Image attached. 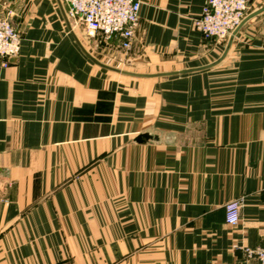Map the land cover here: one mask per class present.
<instances>
[{"label": "crops", "instance_id": "crops-1", "mask_svg": "<svg viewBox=\"0 0 264 264\" xmlns=\"http://www.w3.org/2000/svg\"><path fill=\"white\" fill-rule=\"evenodd\" d=\"M204 2L142 0L144 75L199 70L136 78L85 55L59 0H0L21 38L0 61V264H258L264 14L225 53L194 29Z\"/></svg>", "mask_w": 264, "mask_h": 264}, {"label": "built area", "instance_id": "built-area-1", "mask_svg": "<svg viewBox=\"0 0 264 264\" xmlns=\"http://www.w3.org/2000/svg\"><path fill=\"white\" fill-rule=\"evenodd\" d=\"M68 22L79 24L89 38L114 43L127 52L132 47L139 23L142 0H59ZM247 0H205L194 29L206 39L226 40L247 15ZM20 34L8 16H0V61L7 67L20 51ZM241 200L224 206L225 224L236 226L240 221ZM247 259L264 264V245L242 249Z\"/></svg>", "mask_w": 264, "mask_h": 264}, {"label": "rangeland", "instance_id": "rangeland-1", "mask_svg": "<svg viewBox=\"0 0 264 264\" xmlns=\"http://www.w3.org/2000/svg\"><path fill=\"white\" fill-rule=\"evenodd\" d=\"M247 5H248V9H247V15H248L254 9H256L260 4H258L257 0H247ZM68 23H69L70 31L76 33L84 45L87 46L86 40L89 39L88 40L89 41L88 46H87V47H89L88 51L98 62L105 64L107 66H110L112 68L122 70V71L147 74L145 69H148V68L142 67V63L138 64L136 61H134V59H132L133 58L131 55L132 49H130L127 52H124V51L120 50L117 47V45L114 43L106 45V44L102 43L101 40H99V38L92 39L86 35H85V37L81 36L83 34L81 26L79 24L74 25L71 22H68ZM230 35H229V37H230ZM229 37L226 40H222L220 42L226 43L228 41ZM90 40L93 43H91ZM130 61H132V62L130 63ZM167 70H169V71H167ZM170 70H174V69L173 68H167L166 66L162 69V71H164V72H170ZM164 72H160L159 70L155 71V73H164Z\"/></svg>", "mask_w": 264, "mask_h": 264}, {"label": "water", "instance_id": "water-1", "mask_svg": "<svg viewBox=\"0 0 264 264\" xmlns=\"http://www.w3.org/2000/svg\"><path fill=\"white\" fill-rule=\"evenodd\" d=\"M261 14H264V3L260 4L256 9H254L251 13H249L244 19L243 21L240 23V25L231 33L228 41H227V46H226V50L225 53L227 52L233 38L235 37V35L237 34V32L239 31V29L242 27V25H244V23H246L247 21H249L250 19L257 17ZM65 17V15H64ZM65 19V23L66 25L69 27V23L66 19ZM70 28V27H69ZM78 43V41H77ZM79 47L82 49V51L85 53V55L91 60L93 61L96 65H98L99 67L120 74V75H125V76H130V77H136V78H156V77H167V76H174V75H178V74H184V73H188V72H192V71H197L199 69H192V70H186V71H181V72H169V73H159V74H151V75H144V74H137V73H131V72H127V71H122L119 69H115L112 68L110 66H107L105 64H102L100 62H98L96 59H94L93 57H91L87 52H85V50L80 46V44L78 43ZM152 137H150L147 134L144 135H140L135 141L137 143H143L146 140L151 139Z\"/></svg>", "mask_w": 264, "mask_h": 264}]
</instances>
